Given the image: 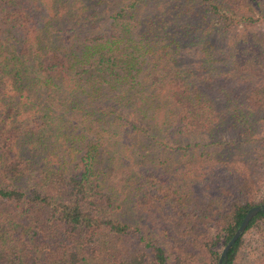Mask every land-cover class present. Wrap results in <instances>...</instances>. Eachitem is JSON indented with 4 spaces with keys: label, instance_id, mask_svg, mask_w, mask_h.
<instances>
[{
    "label": "trees",
    "instance_id": "1",
    "mask_svg": "<svg viewBox=\"0 0 264 264\" xmlns=\"http://www.w3.org/2000/svg\"><path fill=\"white\" fill-rule=\"evenodd\" d=\"M263 26L264 0H0V264H217L264 203Z\"/></svg>",
    "mask_w": 264,
    "mask_h": 264
},
{
    "label": "rangeland",
    "instance_id": "2",
    "mask_svg": "<svg viewBox=\"0 0 264 264\" xmlns=\"http://www.w3.org/2000/svg\"><path fill=\"white\" fill-rule=\"evenodd\" d=\"M262 30L264 32V26L262 27ZM262 162L264 163V159L259 160L260 168L264 170ZM261 178L262 180L260 189L261 194L264 195V173L261 175ZM139 219H142V217ZM140 224L142 225V222ZM139 227L141 232H144V234H149L147 226ZM243 238V245L239 249V252L236 256L235 264H264V228L258 232L250 231L248 234L244 235ZM147 264H150L149 257Z\"/></svg>",
    "mask_w": 264,
    "mask_h": 264
},
{
    "label": "water",
    "instance_id": "3",
    "mask_svg": "<svg viewBox=\"0 0 264 264\" xmlns=\"http://www.w3.org/2000/svg\"><path fill=\"white\" fill-rule=\"evenodd\" d=\"M264 211V203L258 204L256 206H253L249 208L246 213L244 214L239 226L235 230V232L232 234L230 239L226 242V244L222 247L220 254L217 259V264H225L226 261V254L227 251L230 249V247L233 245L235 240L242 234L243 230L245 229L246 225L250 221V219L257 214L258 212Z\"/></svg>",
    "mask_w": 264,
    "mask_h": 264
}]
</instances>
